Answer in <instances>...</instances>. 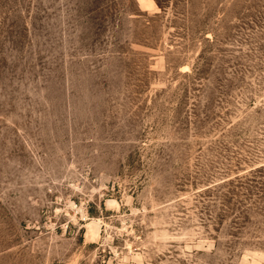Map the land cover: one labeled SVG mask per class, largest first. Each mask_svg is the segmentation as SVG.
Returning a JSON list of instances; mask_svg holds the SVG:
<instances>
[{
	"label": "rangeland",
	"instance_id": "1",
	"mask_svg": "<svg viewBox=\"0 0 264 264\" xmlns=\"http://www.w3.org/2000/svg\"><path fill=\"white\" fill-rule=\"evenodd\" d=\"M0 264H264V0H0Z\"/></svg>",
	"mask_w": 264,
	"mask_h": 264
}]
</instances>
